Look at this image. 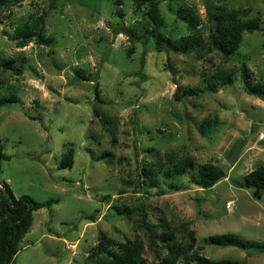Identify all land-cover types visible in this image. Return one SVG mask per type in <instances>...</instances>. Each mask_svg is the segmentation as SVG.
I'll return each instance as SVG.
<instances>
[{
  "label": "rangeland",
  "instance_id": "1",
  "mask_svg": "<svg viewBox=\"0 0 264 264\" xmlns=\"http://www.w3.org/2000/svg\"><path fill=\"white\" fill-rule=\"evenodd\" d=\"M52 3L21 0L0 8V98L15 96L0 106V145L8 156L0 159V181L14 197L57 200L32 213L10 264H85L100 231L118 241L139 238L147 262L157 264L156 254L165 250L158 242L148 247L142 230L114 209L123 200L143 202L154 221L165 217L167 225L158 231L187 225L199 252L212 261L264 264L260 249L207 241L212 234L233 233L264 244V194L254 200L242 185L244 174L264 165V100L244 91L239 71L244 63L253 82H264V0H160L162 31L174 38L187 32L176 17L180 5L196 12L204 36L207 11L214 5L249 6L259 13L260 28L244 33L226 62L215 51L156 50L146 36V8L139 11L132 0ZM42 12L50 44L34 39L16 46L17 27ZM124 28L135 31L134 42ZM116 29L121 32L114 35ZM5 59L10 60L6 70ZM219 65L230 77L210 85ZM96 81L101 103L94 101ZM209 116L215 117L213 124L201 129ZM69 147L72 166L60 168L59 158ZM165 151L192 157L193 167L160 175L150 194L136 191L134 180L146 154ZM203 162L226 171L210 189L191 180ZM179 261L194 264L188 255Z\"/></svg>",
  "mask_w": 264,
  "mask_h": 264
},
{
  "label": "trees",
  "instance_id": "2",
  "mask_svg": "<svg viewBox=\"0 0 264 264\" xmlns=\"http://www.w3.org/2000/svg\"><path fill=\"white\" fill-rule=\"evenodd\" d=\"M21 0H0V8H5ZM57 0H52V5ZM136 9L139 11L144 7V19L149 25L145 29L146 36H150L156 50L163 51L166 54L179 53L186 54L190 51H215L219 58L226 62L233 56L243 38L244 33H252L260 28L261 16L254 13L249 6L227 8L223 4H217L207 11V21L209 23L208 33L204 36L199 26V19L196 12L185 5H180L176 9V17L185 23L187 32L176 38L165 35L162 31V18L159 14L160 0H132ZM119 3L120 0H117ZM119 15L121 11L117 9ZM46 12L37 16L30 17L21 26L16 29L14 36L15 44L23 47L32 40L40 45L48 46L49 38L44 37V20ZM127 37L134 42L135 31L132 28H124ZM121 30H114L113 34L120 33ZM132 48L128 49V54ZM210 59V58H208ZM10 60L5 59L1 66L3 69H9ZM20 69H15L13 73L19 74ZM242 87L244 91L253 97L264 100V82H253L251 71L248 66L241 63L239 66ZM230 74L220 65L217 66L215 74L209 76V83L213 84L220 79L227 81ZM95 80L97 76L95 75ZM94 101L101 103L97 81L94 82ZM178 97V95H175ZM15 100V96H5L0 98V106ZM97 113V111H94ZM215 117H206L201 123V129L209 128ZM106 154V153H105ZM108 155V154H107ZM174 151H165L163 153L146 154V159L141 163L140 171L135 178L136 191L150 194L151 189L157 187L160 175L170 177L172 175L183 174L193 167V158L184 156L179 158ZM8 158L2 152L0 145V159ZM73 162V149L67 148L60 156L58 166L60 168H70ZM196 173L191 176V180L203 189H210L215 183L226 176V171L219 168L213 162H203L196 165ZM128 184L127 180H122ZM242 185L250 189L251 197L260 201L264 194V165H258L248 171L242 177ZM103 198L108 200L109 196ZM123 199V198H121ZM56 199H49L45 202H38L31 196L22 194L14 197L10 188L4 181H0V264H10L13 257L18 252V243L23 235L28 231L32 213L42 207L49 208ZM114 209L126 219L132 221L135 228H139L147 237L146 245L153 247L158 242L165 250L163 255L156 254L157 264H188L180 263V258L189 256L194 264H236L230 259H221L212 261L199 252L200 246L196 245V236L192 230H188L187 225L180 224L177 227L167 226V229H161L167 225L165 217L161 216L158 220L151 219L152 214L143 202L128 204L125 200L122 203L114 205ZM135 215V217H133ZM89 217H92L89 216ZM184 233L179 237L177 233ZM208 244L221 246H235L240 249L257 248L264 251V244L250 243L233 233L212 234L207 239ZM144 246L141 240H123L118 241L109 237L105 232L100 231L96 243L87 254L85 264H149L143 256ZM156 264V263H155Z\"/></svg>",
  "mask_w": 264,
  "mask_h": 264
},
{
  "label": "built area",
  "instance_id": "3",
  "mask_svg": "<svg viewBox=\"0 0 264 264\" xmlns=\"http://www.w3.org/2000/svg\"><path fill=\"white\" fill-rule=\"evenodd\" d=\"M70 248V245H66V249H69ZM73 248H74V246H73Z\"/></svg>",
  "mask_w": 264,
  "mask_h": 264
}]
</instances>
